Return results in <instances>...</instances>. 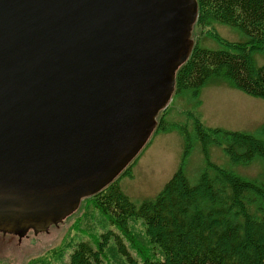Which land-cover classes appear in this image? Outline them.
I'll use <instances>...</instances> for the list:
<instances>
[{
	"label": "water",
	"instance_id": "obj_1",
	"mask_svg": "<svg viewBox=\"0 0 264 264\" xmlns=\"http://www.w3.org/2000/svg\"><path fill=\"white\" fill-rule=\"evenodd\" d=\"M197 0H0V232H47L156 127Z\"/></svg>",
	"mask_w": 264,
	"mask_h": 264
},
{
	"label": "trees",
	"instance_id": "obj_2",
	"mask_svg": "<svg viewBox=\"0 0 264 264\" xmlns=\"http://www.w3.org/2000/svg\"><path fill=\"white\" fill-rule=\"evenodd\" d=\"M197 5L195 24L219 22L238 28L248 39L223 43L217 50L194 43L176 70L174 93L189 90L197 96L203 85L220 79L264 98V64L254 59L256 52H264V0H197ZM193 118L203 146L222 145L232 164L264 160L263 139L206 127ZM157 127L163 128L160 123ZM182 133L185 157L190 142L187 132ZM183 163L153 199L139 205L123 193L118 179L86 197V207L101 216L105 229L75 242L64 264H264V170L251 179L210 165L211 172L205 170L192 185ZM136 221L139 230L133 226Z\"/></svg>",
	"mask_w": 264,
	"mask_h": 264
},
{
	"label": "rangeland",
	"instance_id": "obj_3",
	"mask_svg": "<svg viewBox=\"0 0 264 264\" xmlns=\"http://www.w3.org/2000/svg\"><path fill=\"white\" fill-rule=\"evenodd\" d=\"M191 38L200 47L213 50L222 48L226 42L248 39L238 28L219 22L203 27L194 23ZM254 59L257 65H263L264 52H256ZM193 117L206 127L242 131L264 141V98L250 95L220 79L203 85L197 96L189 90L172 93L166 107L156 116L157 124L163 128L156 124L147 142L126 167V174L122 171L116 178L123 193L135 205L153 199L181 166L182 159V171L192 185L201 173L208 168L211 170L210 165L251 179L263 172L264 160L259 157L247 165H234L222 145L203 146L195 135ZM182 131L187 132L190 142L185 157L186 135ZM85 198L74 212L57 226L51 225L47 232L33 235L29 231L21 240L0 232V264H64L75 242L89 239V232L98 234L105 229L101 216L92 206L86 207ZM133 226L141 229L137 221ZM128 251L137 259L133 250Z\"/></svg>",
	"mask_w": 264,
	"mask_h": 264
},
{
	"label": "flooded vegetation",
	"instance_id": "obj_4",
	"mask_svg": "<svg viewBox=\"0 0 264 264\" xmlns=\"http://www.w3.org/2000/svg\"><path fill=\"white\" fill-rule=\"evenodd\" d=\"M30 231H32V230H30ZM33 232V231H32ZM28 234H29V231L27 232V234L24 236V237H26V236H28ZM33 235H34V233H33ZM14 236H17V235H14ZM17 238H18V240H21V239H19V237L17 236Z\"/></svg>",
	"mask_w": 264,
	"mask_h": 264
}]
</instances>
